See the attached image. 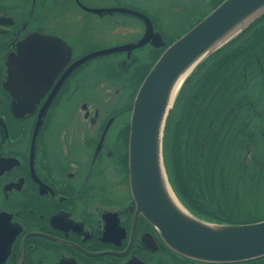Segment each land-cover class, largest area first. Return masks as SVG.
I'll return each instance as SVG.
<instances>
[{
    "label": "flooded vegetation",
    "instance_id": "obj_1",
    "mask_svg": "<svg viewBox=\"0 0 264 264\" xmlns=\"http://www.w3.org/2000/svg\"><path fill=\"white\" fill-rule=\"evenodd\" d=\"M208 1L213 10L223 0ZM195 4L0 0V264H202L174 255L137 212L127 165L130 120L122 121L148 70L181 36L170 35V17L191 15ZM109 25H126L135 37L93 45ZM234 56L186 88L167 131L169 157L180 161L209 213L264 220L240 212L257 196L253 187L245 191L243 178L264 172V43ZM93 64L102 75L88 72ZM224 159L240 172L233 195L237 179L216 178ZM168 169L174 179L172 164Z\"/></svg>",
    "mask_w": 264,
    "mask_h": 264
},
{
    "label": "water",
    "instance_id": "obj_2",
    "mask_svg": "<svg viewBox=\"0 0 264 264\" xmlns=\"http://www.w3.org/2000/svg\"><path fill=\"white\" fill-rule=\"evenodd\" d=\"M262 15L264 0L221 2L162 53L133 103L128 171L137 212L154 226L168 248L188 260L231 264L264 257V221L223 225L196 218L173 193L163 159L166 121L185 81L198 65ZM109 52H96L90 58Z\"/></svg>",
    "mask_w": 264,
    "mask_h": 264
},
{
    "label": "trees",
    "instance_id": "obj_3",
    "mask_svg": "<svg viewBox=\"0 0 264 264\" xmlns=\"http://www.w3.org/2000/svg\"><path fill=\"white\" fill-rule=\"evenodd\" d=\"M253 40H251L249 37ZM264 37V15H262L258 20H256L253 24L248 26L246 29H244L238 36H236L233 40H231L229 43H227L225 46H223L221 49H219L216 53L209 56L207 59H205L200 65H198L192 74L188 77V79L185 81L184 85L182 86V89L177 97V100L174 105V109L172 113L169 115L166 127L164 131V137H163V154L165 158V164L167 171L169 173L170 182L172 184V187L179 198V200L184 204V206L198 219L210 222V223H216V224H223V225H240V224H247V223H253L258 222L260 220H251V221H238L234 219H230L229 217H225L226 215L218 216L217 214L209 213L206 206H202L199 203V198L197 194L192 190L190 185L186 182V179L183 176V173L181 171L180 167V161L176 162L174 161L172 163V156L169 157V141H168V127L173 120V114L178 108V104H180L183 93L186 91V88L195 85L197 81L199 80V77L209 68H213L216 63L219 61H223L225 58H229L232 54H235V56L232 58L233 62L235 61V57L238 52H256L258 51L259 47L264 43L262 42V39ZM220 65L217 67L219 68ZM198 84V83H197ZM172 164V170L174 173V179L170 176V171L168 169V165ZM184 187L186 189L184 194ZM181 190V192L179 191ZM183 189V191H182ZM186 196V197H185ZM188 202H186V200ZM259 260H264L263 258L242 262L241 264H248L253 263Z\"/></svg>",
    "mask_w": 264,
    "mask_h": 264
},
{
    "label": "rangeland",
    "instance_id": "obj_4",
    "mask_svg": "<svg viewBox=\"0 0 264 264\" xmlns=\"http://www.w3.org/2000/svg\"><path fill=\"white\" fill-rule=\"evenodd\" d=\"M194 2L196 3L195 8H197L195 11L196 13L194 12L191 15L187 14L185 17L184 16L183 17H179V16L170 17L171 23L175 26L171 30L170 35H174V34H175V36L177 34L183 35V33H185L187 30H189L191 28V25H192L191 22H186V21L190 20L193 17L197 18L198 20L199 19L201 20L206 15V13H208L212 8V2H210L208 0H204V1L203 0H194ZM214 2L215 1H213V4H214ZM183 18L186 21H184ZM181 19H183V20H181ZM175 20L177 23L174 22ZM131 21L133 22L134 20H131ZM129 28L130 27H128L126 25H124L123 27H115L113 25H109L107 27V30H106L107 34L102 38L94 40L92 42V44L93 45H99L102 47H109V46H112L113 43H115V42H121L124 40L133 39L135 37L134 33ZM141 63L144 64L142 59H141ZM99 67H101V66H99L97 64H93V66L88 70V72L93 73L96 76L98 74L102 75L103 72H101V70H99ZM254 89H257V88H254ZM132 95H133V91L131 92V94L128 97L126 96L125 104L130 101ZM129 120H130V114L129 113L127 116H124V118H122L123 122H127ZM261 155L264 156V151L261 153ZM220 164H221V167H220V169L217 173V177H216L218 182L220 181L222 183H230L233 180L237 179L236 183L233 184L232 189H231V195H233L234 194L233 192L235 190H237L238 186H239V179H240L239 173L240 172L233 170V169H230V165L234 164V162L232 160H229V159L225 160L224 159V160L220 161ZM256 169H257V170H255L257 172L256 174H254V175L248 174L243 178V180H244L243 188L245 189V191H248L250 188L253 187L257 193V196L255 198L253 205H249L247 202H243L241 209H240V212L242 214L246 213V212H251V214L257 212L258 215L261 217V216H264V172H261V170H259L258 168H256ZM205 175H206V171H205ZM193 178H194L195 183H197L196 172H193ZM205 178H206V176H205ZM201 195H202V193H201ZM205 199L207 201V198H205ZM208 200H209L208 201L209 203L207 202V204L209 206H212V207H215L216 205L223 206V203L221 201L217 203L216 199H215V201H214V199H208ZM212 201H214V202H212ZM237 220L238 221H244L245 219L244 220L237 219Z\"/></svg>",
    "mask_w": 264,
    "mask_h": 264
}]
</instances>
